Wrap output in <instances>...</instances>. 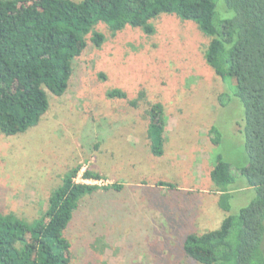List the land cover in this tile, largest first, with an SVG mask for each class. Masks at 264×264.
<instances>
[{"label":"rangeland","instance_id":"rangeland-1","mask_svg":"<svg viewBox=\"0 0 264 264\" xmlns=\"http://www.w3.org/2000/svg\"><path fill=\"white\" fill-rule=\"evenodd\" d=\"M213 1L222 14L223 0ZM153 25L152 35L130 26L113 35L97 24L105 41L96 47L87 36L66 94H49V110L27 132L0 131L4 214L34 222L69 169L81 165V177L87 169L102 174L101 189L83 199L65 231L72 264H199L185 254L188 234L218 229L257 196L240 171L247 163L244 109L232 96L233 80H221L207 63L210 38L174 14ZM116 92L125 97H112ZM156 104L166 126L161 156L148 137ZM219 156L239 177L229 188L230 212L219 208L210 179ZM116 182L123 191L102 189Z\"/></svg>","mask_w":264,"mask_h":264},{"label":"trees","instance_id":"trees-1","mask_svg":"<svg viewBox=\"0 0 264 264\" xmlns=\"http://www.w3.org/2000/svg\"><path fill=\"white\" fill-rule=\"evenodd\" d=\"M223 2L226 8L220 10L223 15L229 11L230 17L222 16L213 0H0V131L7 136L27 132L49 110V94H66L73 61L86 49L87 36L96 47L105 41L94 29L97 24L107 25L113 35L127 26L152 35L153 20L162 14L197 23L210 38L207 63L221 80H233L232 96L243 106L247 163L240 171L257 196L218 229L188 234L183 248L199 264H264V0ZM116 94L112 97H125ZM149 116L151 149L161 156L166 128L162 105L152 106ZM212 132L217 145L220 133L214 128ZM81 169L77 165L68 170L46 212L34 222L0 210V264H72V244L65 231L83 199L101 189L76 182ZM82 176L103 179L91 169ZM238 178L219 156L210 179L225 212L231 211L229 188ZM158 185L175 188L162 181ZM102 189L121 192L124 183Z\"/></svg>","mask_w":264,"mask_h":264},{"label":"built area","instance_id":"built-area-1","mask_svg":"<svg viewBox=\"0 0 264 264\" xmlns=\"http://www.w3.org/2000/svg\"><path fill=\"white\" fill-rule=\"evenodd\" d=\"M76 182H83V183H86L87 184H101L103 182V179L101 180H86V179H83V176L81 177V175H79L76 179H75ZM91 182V183H89Z\"/></svg>","mask_w":264,"mask_h":264},{"label":"crops","instance_id":"crops-1","mask_svg":"<svg viewBox=\"0 0 264 264\" xmlns=\"http://www.w3.org/2000/svg\"><path fill=\"white\" fill-rule=\"evenodd\" d=\"M212 181V180H211ZM213 183V182H212ZM219 198H220V193H217V201H218V206H219ZM219 208H220V206H219ZM221 209V208H220ZM221 225V224H220ZM210 231H213V230H210ZM206 232H208V231H206ZM205 233V232H204ZM197 234V233H196Z\"/></svg>","mask_w":264,"mask_h":264}]
</instances>
